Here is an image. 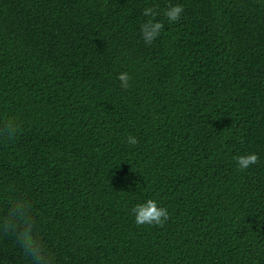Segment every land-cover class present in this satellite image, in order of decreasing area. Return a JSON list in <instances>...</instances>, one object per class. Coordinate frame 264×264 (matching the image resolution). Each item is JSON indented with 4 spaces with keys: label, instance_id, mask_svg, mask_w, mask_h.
Listing matches in <instances>:
<instances>
[{
    "label": "trees",
    "instance_id": "1",
    "mask_svg": "<svg viewBox=\"0 0 264 264\" xmlns=\"http://www.w3.org/2000/svg\"><path fill=\"white\" fill-rule=\"evenodd\" d=\"M12 118L0 206L31 202L54 264H264V0H0ZM148 199L163 227L135 223ZM0 264H27L11 238Z\"/></svg>",
    "mask_w": 264,
    "mask_h": 264
},
{
    "label": "clouds",
    "instance_id": "2",
    "mask_svg": "<svg viewBox=\"0 0 264 264\" xmlns=\"http://www.w3.org/2000/svg\"><path fill=\"white\" fill-rule=\"evenodd\" d=\"M183 12L182 5H170L164 16L170 23L177 22ZM142 14L150 17L141 25V35L144 43L151 45L160 35L164 25L155 19L158 15L155 8L146 7ZM117 79L121 82V88L127 89L132 77L127 72H121ZM20 129L21 126L15 118L7 119L0 123V138L14 140ZM127 140L133 145L138 142L135 137H128ZM235 159L240 169H247L256 164L259 157L255 153H250L239 155ZM131 211L137 225L163 227L169 219L167 208L159 206L153 199L137 204ZM3 238L14 240L27 264H54L53 256L40 232L33 206L26 197H16L7 201L6 207L0 206V239Z\"/></svg>",
    "mask_w": 264,
    "mask_h": 264
}]
</instances>
